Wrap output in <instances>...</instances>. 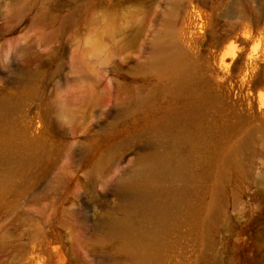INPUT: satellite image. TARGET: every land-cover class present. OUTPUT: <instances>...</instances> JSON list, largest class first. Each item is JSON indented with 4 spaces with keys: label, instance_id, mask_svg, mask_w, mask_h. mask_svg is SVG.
<instances>
[{
    "label": "rangeland",
    "instance_id": "374dc122",
    "mask_svg": "<svg viewBox=\"0 0 264 264\" xmlns=\"http://www.w3.org/2000/svg\"><path fill=\"white\" fill-rule=\"evenodd\" d=\"M245 31L260 49L264 0H0V264L127 263L107 222L191 109L203 137L160 181L187 190L150 264H264V129L219 76ZM156 41L186 84L147 63Z\"/></svg>",
    "mask_w": 264,
    "mask_h": 264
},
{
    "label": "bare ground",
    "instance_id": "6f19581e",
    "mask_svg": "<svg viewBox=\"0 0 264 264\" xmlns=\"http://www.w3.org/2000/svg\"><path fill=\"white\" fill-rule=\"evenodd\" d=\"M253 37L245 31L228 33L219 40L222 48L218 58L219 76L224 80L227 95L230 96L232 90L247 107L255 105L264 129V32L259 36L260 49L252 45ZM147 63L173 72L177 87L188 82V65L176 46L156 41ZM175 119L178 128L172 129L171 145L144 155L138 163L139 177L131 180L132 187L137 190L135 200L107 222L108 232L120 238L128 258L125 264H150L157 252L154 247L160 233L168 221L180 213L186 187L173 183L161 185L160 181L181 175L198 139L203 137V128L195 109Z\"/></svg>",
    "mask_w": 264,
    "mask_h": 264
}]
</instances>
